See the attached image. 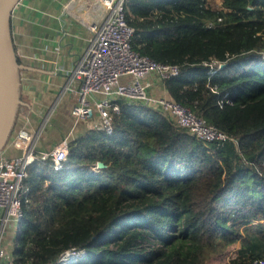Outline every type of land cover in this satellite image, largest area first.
<instances>
[{
    "label": "trees",
    "instance_id": "1",
    "mask_svg": "<svg viewBox=\"0 0 264 264\" xmlns=\"http://www.w3.org/2000/svg\"><path fill=\"white\" fill-rule=\"evenodd\" d=\"M125 17L134 50L178 65L161 81L169 98L233 139L204 141L154 105L119 99L112 134L69 139L61 167L28 166L16 264H58L69 250L74 264H208L237 242L227 264H253L264 236V0H125Z\"/></svg>",
    "mask_w": 264,
    "mask_h": 264
},
{
    "label": "built area",
    "instance_id": "2",
    "mask_svg": "<svg viewBox=\"0 0 264 264\" xmlns=\"http://www.w3.org/2000/svg\"><path fill=\"white\" fill-rule=\"evenodd\" d=\"M64 11L79 18L90 32L85 50L67 72L64 86L75 96L71 109L75 121L97 113L102 128L112 134L113 115L120 111L118 100H137L158 107L199 139L217 142L233 139L189 106L150 92L153 78L161 82L176 75L179 68L177 64L158 62L131 47L134 28L126 21L125 0H67ZM121 77L127 79L121 81ZM47 119L44 116L36 129L20 126L0 152V264H16L11 251L3 246L2 237L16 222L20 224L22 207L29 199L25 184L28 166L40 157L52 158L58 168L68 154L67 138L37 152L36 142ZM7 146L18 153H7ZM77 255L80 252L69 250L58 261L71 264ZM253 264H264V259L255 258Z\"/></svg>",
    "mask_w": 264,
    "mask_h": 264
},
{
    "label": "crops",
    "instance_id": "3",
    "mask_svg": "<svg viewBox=\"0 0 264 264\" xmlns=\"http://www.w3.org/2000/svg\"><path fill=\"white\" fill-rule=\"evenodd\" d=\"M66 2L20 0L11 14L13 44L19 61L25 66L21 70L20 86L25 103L16 119L17 127L26 125L36 129L44 116L48 117L36 142L37 152L63 138L69 140L102 127L97 113L79 121L71 113L75 96L64 88L67 72L85 50L90 32L79 18L64 11ZM150 92L169 97L155 78ZM6 152L15 154L18 150L7 146Z\"/></svg>",
    "mask_w": 264,
    "mask_h": 264
},
{
    "label": "water",
    "instance_id": "4",
    "mask_svg": "<svg viewBox=\"0 0 264 264\" xmlns=\"http://www.w3.org/2000/svg\"><path fill=\"white\" fill-rule=\"evenodd\" d=\"M20 0H0V152L6 146L16 123L20 97V71L25 68L14 49L11 34V14ZM220 63L219 67H223ZM98 167H104L97 161Z\"/></svg>",
    "mask_w": 264,
    "mask_h": 264
},
{
    "label": "rangeland",
    "instance_id": "5",
    "mask_svg": "<svg viewBox=\"0 0 264 264\" xmlns=\"http://www.w3.org/2000/svg\"><path fill=\"white\" fill-rule=\"evenodd\" d=\"M14 49H15V47H14ZM15 52H16V49H15ZM20 78H21V71H20ZM126 79H127V77H121V81H124ZM20 97H21V99L23 98L21 95V92H20ZM22 110H23L22 106H19L18 111H17V117H18V114L20 113V111H22ZM15 125H16V123H15ZM18 229H19V224L16 222L15 226L13 228L9 229L8 231H6L2 237L3 246L8 248L11 252L13 251V246L15 243V239L17 236ZM261 238H262V240H260L257 244H258V247L260 248V250H262V251H260V254H261L260 258L264 259V236H261ZM239 247H240L239 242H237L234 245H231L224 253L219 254V255H213L210 258V260L208 261V264H227L231 258L236 256V253H237V250ZM78 256H80V255H77V258H78ZM77 258L76 257L72 258L71 264H74L75 260H77ZM58 264H60L59 261H58ZM66 264H68V263H66Z\"/></svg>",
    "mask_w": 264,
    "mask_h": 264
}]
</instances>
